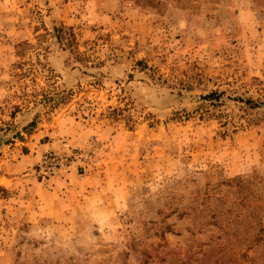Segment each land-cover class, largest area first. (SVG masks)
<instances>
[{
  "label": "rangeland",
  "instance_id": "1",
  "mask_svg": "<svg viewBox=\"0 0 264 264\" xmlns=\"http://www.w3.org/2000/svg\"><path fill=\"white\" fill-rule=\"evenodd\" d=\"M92 1L0 0V173L80 153L0 188V264H264V5Z\"/></svg>",
  "mask_w": 264,
  "mask_h": 264
},
{
  "label": "crops",
  "instance_id": "2",
  "mask_svg": "<svg viewBox=\"0 0 264 264\" xmlns=\"http://www.w3.org/2000/svg\"><path fill=\"white\" fill-rule=\"evenodd\" d=\"M92 3H95V6L99 8H105L109 9L110 11H113L117 9L118 7V0H93ZM45 134H48L49 139L47 141L41 142L39 138H42ZM25 138H29V141L27 144L31 148V151H29V154L32 152H36V155L34 156V160L32 158L28 157L24 164L21 163V161H18L16 164H11L8 166L5 165L4 172L0 173V188L1 189H17V191H21V189L24 187V184L27 182H32L31 177H25L23 178L20 176H16L15 173H21L24 169H26V166L31 165L35 163L36 157L40 156L39 150H41L43 153L46 150H60L64 146L65 143H70L73 141L72 138H59L57 132L52 129V131H46L41 130L40 128H36L32 134H29L28 136H25ZM64 140V141H63ZM3 142V139H2ZM4 145V142L3 144ZM68 145V144H67ZM20 163V164H19ZM17 171V172H16ZM33 191L31 188H29V193ZM49 192V186H47L45 189H36L34 192H32V196L28 198V200H31L34 198V193H37L38 195H43L44 193ZM29 203V201H28ZM10 206L11 208H19L13 205H5ZM25 210H30L25 209Z\"/></svg>",
  "mask_w": 264,
  "mask_h": 264
},
{
  "label": "trees",
  "instance_id": "3",
  "mask_svg": "<svg viewBox=\"0 0 264 264\" xmlns=\"http://www.w3.org/2000/svg\"><path fill=\"white\" fill-rule=\"evenodd\" d=\"M176 3L181 4V5H187L188 7L197 5L199 2H215L217 0H175ZM143 2L147 5L151 6H160L163 5L167 0H143ZM251 3H256L258 5H264V0H250ZM54 37L56 41L60 44V46L65 47L67 49H71L74 45H76V37L73 32V28L71 26H66L64 24H60L58 27H54ZM25 43H17L15 46L16 48V53L18 54L19 49L21 46H23ZM136 63L141 64L140 60L137 61ZM211 217H215L214 215H211ZM257 224L259 225V232L261 233L262 229H264V213L261 215L259 212L257 213ZM205 224H211L206 222ZM259 239V238H258ZM204 256V254L202 255ZM220 259L221 262L222 260H225L224 256L222 253H220L219 256L215 258V262Z\"/></svg>",
  "mask_w": 264,
  "mask_h": 264
},
{
  "label": "built area",
  "instance_id": "4",
  "mask_svg": "<svg viewBox=\"0 0 264 264\" xmlns=\"http://www.w3.org/2000/svg\"><path fill=\"white\" fill-rule=\"evenodd\" d=\"M79 157L80 153L77 150H71L69 154H60L46 150L41 155L40 168L43 171V175L47 176L53 172L67 169L71 162Z\"/></svg>",
  "mask_w": 264,
  "mask_h": 264
},
{
  "label": "water",
  "instance_id": "5",
  "mask_svg": "<svg viewBox=\"0 0 264 264\" xmlns=\"http://www.w3.org/2000/svg\"><path fill=\"white\" fill-rule=\"evenodd\" d=\"M2 137L0 136V147L2 146L3 142H2Z\"/></svg>",
  "mask_w": 264,
  "mask_h": 264
}]
</instances>
